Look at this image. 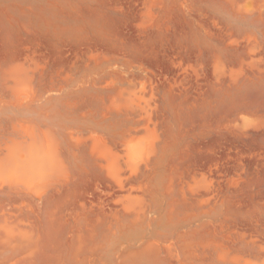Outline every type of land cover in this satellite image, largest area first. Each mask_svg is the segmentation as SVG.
Segmentation results:
<instances>
[{
    "label": "rangeland",
    "instance_id": "1",
    "mask_svg": "<svg viewBox=\"0 0 264 264\" xmlns=\"http://www.w3.org/2000/svg\"><path fill=\"white\" fill-rule=\"evenodd\" d=\"M0 264H264V0H0Z\"/></svg>",
    "mask_w": 264,
    "mask_h": 264
}]
</instances>
